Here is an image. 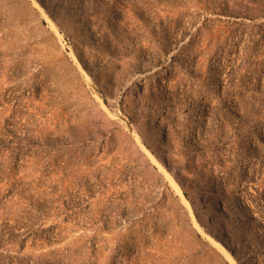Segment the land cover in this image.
Returning <instances> with one entry per match:
<instances>
[{"label":"rangeland","instance_id":"rangeland-1","mask_svg":"<svg viewBox=\"0 0 264 264\" xmlns=\"http://www.w3.org/2000/svg\"><path fill=\"white\" fill-rule=\"evenodd\" d=\"M0 264H264V0H0Z\"/></svg>","mask_w":264,"mask_h":264},{"label":"bare ground","instance_id":"bare-ground-1","mask_svg":"<svg viewBox=\"0 0 264 264\" xmlns=\"http://www.w3.org/2000/svg\"><path fill=\"white\" fill-rule=\"evenodd\" d=\"M205 206H206V204H205Z\"/></svg>","mask_w":264,"mask_h":264}]
</instances>
